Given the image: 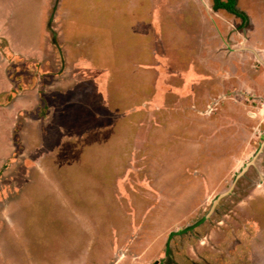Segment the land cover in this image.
<instances>
[{
	"label": "rangeland",
	"instance_id": "1",
	"mask_svg": "<svg viewBox=\"0 0 264 264\" xmlns=\"http://www.w3.org/2000/svg\"><path fill=\"white\" fill-rule=\"evenodd\" d=\"M171 1L0 0V264H264V114L154 83L161 14L169 70L199 49L195 3ZM80 66L65 104L51 76Z\"/></svg>",
	"mask_w": 264,
	"mask_h": 264
},
{
	"label": "crops",
	"instance_id": "2",
	"mask_svg": "<svg viewBox=\"0 0 264 264\" xmlns=\"http://www.w3.org/2000/svg\"><path fill=\"white\" fill-rule=\"evenodd\" d=\"M186 1L189 2V0ZM191 1L195 3V15L196 18L199 19H197L196 24L200 22L198 26L200 27L201 25L200 29L197 27L199 33V37L197 36V40H199V49L196 51V55L191 59L192 62L191 60L179 57L178 59L181 61L178 63L176 62L173 65L175 68L169 70L170 67L168 63L171 62L169 61L167 52L170 51V49L163 39V29L168 27V18L161 14L159 16L161 23L156 24L158 30L155 29L153 32L155 34V39L152 45L154 44L156 48H153L152 58H150L151 60L157 58L159 62L155 66H152L153 68H148L149 71L152 70L157 74L158 79L156 78L154 83L163 84L167 82L166 79L180 82L179 85L172 84V86H170V93L173 94L174 92H178L179 95L177 96L181 99L189 97L192 98L193 101L195 99L197 101L201 96L198 95L199 92H206L208 99L204 105L206 107L205 109L209 112L219 111V99L223 96L228 100L226 106L232 109L229 114L238 113L245 115L244 113H247V110L244 109L246 106L253 107L252 109H254L258 115H261V113L264 114V0H236L234 7L236 11H231L226 8H217L215 0ZM171 3L174 2L171 1ZM177 4L178 2L175 0V3L171 5ZM153 7H156V5L154 4ZM153 11L156 16V8L153 9ZM181 33H186V31L183 30ZM204 34L206 36V41L202 40ZM159 43H164L165 47L163 51L160 50V47H157ZM159 46L161 45L159 44ZM186 46L189 45L186 44ZM162 52H165V55ZM84 64L88 65V61ZM64 65H62V69ZM61 70L59 75H62ZM82 70H84L82 66H80L78 70L76 69L73 74L74 77H71L72 81L68 84H66L65 81L58 82L57 79H60L59 77L61 75L58 76L56 74L51 76V89H54L59 95L61 94L60 96H62V98L59 100H65V104L66 102H70V99H72L73 103L74 100L72 96H75L74 91L83 89V91L90 92V85H85V76L81 77L80 75ZM51 74H54V71ZM88 78H90V76ZM175 78H178V80H175ZM9 79L12 81L11 78ZM18 81L20 80L16 79L15 82ZM15 82H13V85ZM93 82L94 87L99 86V81L94 80ZM19 83H17L15 89L19 91V93H27L25 99L30 96L28 92L34 93L38 91L37 95L39 96L36 98V102H38L40 101V96L49 92H42L43 88L31 87L25 81L24 84H26V86L23 84L19 86ZM79 85L80 87L75 90L76 86L78 87ZM94 91V95L98 93L97 89ZM57 93L54 92V94ZM66 96L67 99L65 98ZM235 101H243L244 108L236 107V109L233 110L231 107L236 105ZM254 103L259 105V110H256L257 105L255 106ZM39 105L36 103V110ZM50 107V104L49 107H45L47 110L45 109L43 111L42 116L48 114L49 109H51ZM250 107L247 109L251 110ZM53 112L54 110H51V113ZM40 120L42 121V119ZM41 123L39 127H42H40L39 130L43 132L44 121ZM43 139L45 140V135ZM167 247L168 245L165 244L164 248H162L158 260L156 258L157 263L162 257L161 253L163 251H168ZM149 263L150 262H147V264ZM119 264H122L120 256Z\"/></svg>",
	"mask_w": 264,
	"mask_h": 264
},
{
	"label": "water",
	"instance_id": "3",
	"mask_svg": "<svg viewBox=\"0 0 264 264\" xmlns=\"http://www.w3.org/2000/svg\"><path fill=\"white\" fill-rule=\"evenodd\" d=\"M54 36H55V40H56V39H57V33H56V32H54ZM259 152H262V148L259 150ZM255 159H256V158H255ZM255 159L251 160V162L247 163V164L243 167V169L241 170V172H240V173L238 174V176H237L238 178L242 177V176L245 174V172L248 170L249 166H251V165H253V164L255 163ZM231 191H232V188H231L230 190H228L227 192L221 194V195L215 200V203H214L213 209L217 206V204L219 203L220 199L223 198L224 196L228 195L229 193H231ZM213 209L211 210V212H210V213L206 216V218H204V219H207V218H209V217L211 216V214L213 213ZM204 219L201 220L198 224L203 223ZM198 224H197V225H198ZM191 228H194V227H191ZM180 233H182V232H180Z\"/></svg>",
	"mask_w": 264,
	"mask_h": 264
},
{
	"label": "flooded vegetation",
	"instance_id": "4",
	"mask_svg": "<svg viewBox=\"0 0 264 264\" xmlns=\"http://www.w3.org/2000/svg\"><path fill=\"white\" fill-rule=\"evenodd\" d=\"M226 196H227V195H226ZM186 231H190V229H185V230H183V232H186ZM183 235H184V234H183ZM182 237H183V238H184V237L187 238L188 235L186 234V235H184V236H182ZM186 238H185V239H186ZM185 242H186V241H185ZM229 248L231 249V251L234 252V254H231L230 251H229L228 254H229V255H232V256L235 255L236 253H235V251H234V250H235L234 247L231 245V246H229ZM229 248H228V250H229ZM238 248H239V247H238ZM236 249H237V248H236ZM233 252H232V253H233ZM233 257H234V256H233ZM227 258H229V257H227ZM240 258L242 259V262H243V261L245 260L246 256H245V255H242ZM247 258H248V257H247ZM221 259H222V260H221ZM224 259H226V258H225V256H224V254H222V257H220V258L218 259L217 263H218V264H220V263H221V264H225ZM249 259H250V258H249ZM249 259H248V260H249ZM189 262H190L191 264H199V262H197L195 259H193L192 261H191V259H190V260L187 261L185 264H189ZM210 263H211V262H210ZM200 264H203V263H200ZM206 264H208V262H206ZM229 264H237V262H235V261L230 262V261H229ZM253 264H255V263L253 262Z\"/></svg>",
	"mask_w": 264,
	"mask_h": 264
},
{
	"label": "trees",
	"instance_id": "5",
	"mask_svg": "<svg viewBox=\"0 0 264 264\" xmlns=\"http://www.w3.org/2000/svg\"><path fill=\"white\" fill-rule=\"evenodd\" d=\"M215 1H216V4H217L216 5L217 8H226V9H229L231 11H236L235 8H234L235 4H236V0H227V1L215 0ZM53 36H54V32H53ZM53 45L56 46V49H57L56 51L58 52V56L61 57V51H60L58 45L55 44V43H53ZM60 60L63 61L62 57H61Z\"/></svg>",
	"mask_w": 264,
	"mask_h": 264
}]
</instances>
